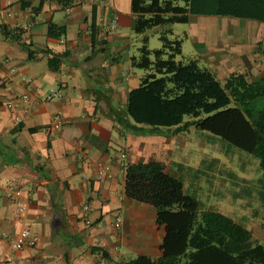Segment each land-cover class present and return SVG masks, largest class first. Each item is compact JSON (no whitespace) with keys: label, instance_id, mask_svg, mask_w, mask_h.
<instances>
[{"label":"crops","instance_id":"obj_1","mask_svg":"<svg viewBox=\"0 0 264 264\" xmlns=\"http://www.w3.org/2000/svg\"><path fill=\"white\" fill-rule=\"evenodd\" d=\"M41 1L0 0V261L22 227L9 198L15 189L30 199L35 245L8 264L158 258L165 228L154 207L126 196V166L162 162L191 195L201 188L203 170L174 155V137L126 127L128 94L145 74L132 65L143 35L134 30L131 0H74L69 7ZM115 17L116 29L108 31ZM206 17L195 28L194 58L221 81L237 71L253 80L264 76V23ZM51 22L66 26L64 43L47 35ZM234 25L240 37L231 39L226 30ZM53 55L62 56L57 71L49 65ZM51 90L61 97L45 101ZM56 116L61 127L49 133Z\"/></svg>","mask_w":264,"mask_h":264},{"label":"trees","instance_id":"obj_2","mask_svg":"<svg viewBox=\"0 0 264 264\" xmlns=\"http://www.w3.org/2000/svg\"><path fill=\"white\" fill-rule=\"evenodd\" d=\"M73 2L62 0L64 7ZM131 10L136 15L134 30L140 35L157 26L187 24L194 15L264 23V0H131ZM66 33V26L48 25L51 38L60 39ZM172 36V29L162 33L163 46L156 50L149 48V38L144 36L140 55L132 58V65L145 74L128 94L126 127L135 134L168 136L196 127L245 151L259 160L263 174L260 186L253 184L242 191L248 197L257 192L264 202V76L253 80L237 71L221 81L198 59H180L184 41ZM61 59L53 55L50 68L57 71ZM218 160L212 159L208 168L214 169ZM229 176L233 185H239L232 171ZM195 193L186 192L183 180L169 174L162 162L127 165L126 196L156 209L165 236L160 257L143 255L119 264H264V237L255 239L244 223L207 208L199 191Z\"/></svg>","mask_w":264,"mask_h":264},{"label":"rangeland","instance_id":"obj_3","mask_svg":"<svg viewBox=\"0 0 264 264\" xmlns=\"http://www.w3.org/2000/svg\"><path fill=\"white\" fill-rule=\"evenodd\" d=\"M184 6V2L179 3ZM227 19L228 17H216ZM231 19H235L230 17ZM229 19V18H228ZM209 20V17L194 15L187 24L177 23L171 26H157L148 30L144 36L149 38V48L152 50L161 49L163 46L160 40L161 34L172 29V38L182 39L183 55L180 57H195V44L193 36L195 28L200 22ZM242 21V20H240ZM244 21V20H243ZM245 22V21H244ZM234 28L226 30L227 35L232 38H239L240 25H234ZM225 32V34H226ZM221 34L214 35L215 40H220ZM208 39V38H207ZM264 41L259 43L260 52L263 51ZM174 137L171 142L176 143L175 156L183 157L196 169H202V184L198 189L199 194L207 208L216 209L236 220L244 223L248 229L253 232L255 239L263 240L264 237V202L261 201L259 194L254 192L253 196L248 197L242 191L243 187L262 184L258 181L262 177L259 171V160L250 154L230 147L221 138L191 127L187 132ZM219 159L214 169L208 168V163L212 159ZM232 171L237 176L239 185H233L229 176ZM213 176V177H212ZM225 178V180L223 179ZM212 183V184H211ZM189 186L190 184H186ZM242 191V195L235 197L236 192ZM258 216H255L257 215Z\"/></svg>","mask_w":264,"mask_h":264},{"label":"built area","instance_id":"obj_4","mask_svg":"<svg viewBox=\"0 0 264 264\" xmlns=\"http://www.w3.org/2000/svg\"><path fill=\"white\" fill-rule=\"evenodd\" d=\"M118 17H115L114 24L108 29V31H113L116 29V22ZM62 43L65 42L64 38L60 39ZM14 71V69H12ZM61 97V92L58 90H51L45 97V101H51ZM21 99L24 103H27L30 99L28 93H25L21 96ZM61 127V118L56 116L52 124H50L46 130L51 133L54 130H57ZM9 198L14 204V218L22 224V227L15 235V237L10 242V247L8 251L2 256L0 264H8L12 261L14 254L23 249L26 246L35 245V238L32 233V230L27 221V209L30 202L28 195L24 193L23 189H15L10 191ZM88 209V206H86ZM122 224V219H117L115 226L120 227Z\"/></svg>","mask_w":264,"mask_h":264}]
</instances>
